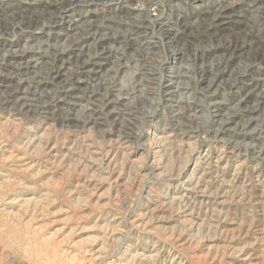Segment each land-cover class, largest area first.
<instances>
[{
    "label": "rangeland",
    "instance_id": "374dc122",
    "mask_svg": "<svg viewBox=\"0 0 264 264\" xmlns=\"http://www.w3.org/2000/svg\"><path fill=\"white\" fill-rule=\"evenodd\" d=\"M157 28L161 37L168 33ZM245 35L238 37L246 47L229 58L228 68H223L227 55L215 61L218 67L213 65L208 77L207 70L186 74L194 87L175 88L173 101L164 91L166 79L179 68L194 71L186 66L201 62L202 53L189 54L187 45L170 48L169 56L176 51L181 58L171 64L164 53L144 52L151 42L137 44V33L125 38L123 51L119 44L113 51L117 56L112 55L122 64L103 80L114 91L96 92L106 103L110 97L122 99L115 115L106 104L91 110L86 94L78 107L56 105L48 98L57 86L47 68L31 84L24 79L36 74L8 68L19 73L4 82L0 100V264H264V139L242 140L232 131L217 141L220 125L209 105L216 97L223 113L239 109L237 102L250 86L215 92L208 86L211 78L212 85H229L246 72L235 70L234 58L250 61L249 51L256 54L263 45L257 44V34ZM87 39L79 44L89 45L85 54L94 58L99 48L92 50ZM60 49L47 51L46 60L54 55L58 63L69 56ZM130 52L133 61L127 64ZM30 53L23 61L32 59ZM110 61L107 69L114 64ZM126 65L134 71L120 74ZM226 70L233 74L219 76ZM46 77L50 80L39 84ZM15 79V85L6 84ZM200 80L207 81L204 88ZM35 91L49 99L44 108L13 105L24 95L34 98ZM253 93L245 102L247 113L236 122L256 117L252 127L262 125L264 138V91Z\"/></svg>",
    "mask_w": 264,
    "mask_h": 264
},
{
    "label": "built area",
    "instance_id": "2783aa9c",
    "mask_svg": "<svg viewBox=\"0 0 264 264\" xmlns=\"http://www.w3.org/2000/svg\"><path fill=\"white\" fill-rule=\"evenodd\" d=\"M146 1L149 2L146 4L148 8L143 6V0H73L74 3L78 4L75 5L76 9H73L74 12L69 18L63 17L62 10L60 17L63 19L59 21V25H51V27L42 30L37 29V27L22 26L20 31L0 35L3 41L8 38L14 41L11 46H0V51H2L0 52V66L3 67L4 64H9L10 60L17 59L16 51H20L26 40H30L29 42L32 44V53H30L32 59H46V51L42 47L45 42L60 43L63 46L70 33V24L77 22L86 26L90 20L95 21L98 25L102 24L104 20L110 23L108 31L110 35L105 37L109 39L103 40L107 47L118 46L125 38L130 40L134 34L140 33L138 34L140 39L133 41L137 44L150 41L149 47L143 51L164 53L162 57H168L171 64H177L181 59L180 54H177L176 51L172 53L173 56H169L171 49L187 45V52L190 53L197 49L195 46L200 47L202 53H206V57L201 62L196 63L195 68H193L194 71H189V74L197 76L196 74L201 71L208 70L204 77H208L212 73V65L218 67V64L212 62L213 57L229 51L226 47L217 46L220 40L231 36L238 37L245 33L254 36L259 33L264 37V13L259 12V8L264 7V0ZM31 2L32 0H7L5 4L0 3V18H6L13 12L26 9ZM48 5L47 9L50 12L59 8L51 2ZM250 20L254 24V30L247 26V22ZM161 24L168 27V33L163 37L156 31L158 25ZM124 26L137 28V30L126 31ZM188 27L194 30H188ZM104 32L107 31L98 33L97 39L102 38L101 34ZM261 36L258 37L257 44L264 46ZM168 40H172L171 46H169ZM86 41L90 43L92 38H88ZM25 59L28 60L29 58ZM129 59L133 60L131 52L128 56L126 55L127 64H130ZM244 60H246L245 57H235L232 65H238L240 61ZM237 62L239 63L237 64ZM124 69L134 71L132 68L123 67L120 74ZM164 72L170 74L167 71L157 70V74H164ZM231 74L226 70L219 76L226 77L231 76ZM262 79H264V61H257L245 73L241 74L239 79L229 85H220L219 90H244L245 87L251 85L248 88L264 91V80L262 81ZM119 81H121L120 78ZM16 83L15 79V81L6 84L15 85ZM197 84L199 88H204L207 81L200 80Z\"/></svg>",
    "mask_w": 264,
    "mask_h": 264
},
{
    "label": "bare ground",
    "instance_id": "6f19581e",
    "mask_svg": "<svg viewBox=\"0 0 264 264\" xmlns=\"http://www.w3.org/2000/svg\"><path fill=\"white\" fill-rule=\"evenodd\" d=\"M50 2L54 6L55 5L59 6V8L50 12V10L47 9V7L49 6L48 4ZM0 3L5 4V3H7V0H0ZM147 3H149V2L146 0H143V4H144L143 6L145 8H148V6L146 5ZM29 5L30 6H28L24 10L16 11V12H14L15 14L12 13L11 15H13V16L11 18H9L11 15H9L8 17L3 18V19L0 18V35H3L4 33H11V32L20 31L22 26L23 27H25V26L37 27V29L42 30L43 28L51 27V25H59V21L61 19H63L62 17H60L62 10H63V17L69 18L72 16V13L74 12L73 9H76L75 5H78V4L74 3L73 0H32L31 4L29 3ZM259 12L264 13V7L259 8ZM40 20H43V22L40 23ZM87 23L88 24L86 26H83L84 24L81 25L80 23H77V22H73L72 24H70V28H69L70 33H69V36H67V34H64L65 36H67V41L64 42L63 46H61L60 43H52L50 41L44 43V45L42 47L46 46V48H43L46 51V55H45L46 57L49 56L48 55L49 53H47V51H49L53 54L57 53L58 52L57 49H59L60 46H61V49H60L61 52L63 51L65 54H69V56L67 58H65V59L61 58L58 63H56L57 57L54 55H51V59L52 58L54 59L52 61L50 59L49 60H46V59L42 60L41 58L39 60H35V59L30 58L29 60L23 61L27 52L32 49V44H31V42H29L30 40H26L25 45L20 48V51H16L17 58H21L20 62L15 63V61H14L15 59H14V60H10L9 64H4L3 67L0 66V100H1V102H2L1 97L3 95L2 94L3 89L5 88V87H3L4 82L6 80H9L10 78H11V80L14 77L16 78V75H18V73H19V72L15 73L11 69L8 70V68H11L15 65L16 67H13V68H16V71H20V70L24 69V72L27 70V72L31 71L34 74H36V76H33L31 78H28V79H24L25 82L31 84V82L36 83L34 79H36L38 73L42 74L43 71L41 70V68L43 67L45 69L46 68L49 69L48 74L53 76L52 81L57 86V88H55L53 90L54 94L49 93L48 98L52 99V101L56 105H58L59 107H62V106H68V108L78 107L81 105L80 103L83 102V100L85 98V94H86L90 99L91 110L97 111L94 108H99L100 105L106 104L105 108H107V106L112 107V110L109 111V113L111 115L112 114L115 115V114L119 113L118 111H116V109H117L116 106H117V104L119 105V103L121 104V102H123L122 99L118 100V98L114 99V98L110 97L109 102L106 103L103 101L104 97H103V100H100V101L96 97L97 91H106V92L114 91V90L109 89V86L106 85L105 83H103L104 76L110 75L109 74L110 71L111 72L113 71L114 73L117 72L119 68L117 70L115 68L117 67L118 64H120V65L122 64L121 59L119 57H117V58L115 57L116 59L115 58L112 59V55L117 56L116 53L113 52L116 50L115 46L113 49L103 47V45H105V44L102 43V39H107L105 37L107 35H110V33L108 32L110 29V23L106 22V20H104L102 22V24H100V25L95 23V21H91V20L88 21ZM247 26L248 27H254V24L250 20L247 22ZM160 28L163 29V31H166V32L168 31V27L165 24H161ZM187 29L188 30H194L193 28H189V27ZM124 30H126V31L128 30L130 32H133V31L137 30V28H128V27L124 26ZM103 31H107V32L102 33L101 34L102 38L97 39L98 33L103 32ZM14 34H16V33H14ZM137 34H140V33H137ZM246 35L242 34L243 39H246ZM257 36L259 37V36H261V34L257 33ZM89 37L92 38L93 48L95 47V45L99 48V50H97V52H95V55L93 56L94 58H91L88 56V54H85V52L89 51V48H85L87 46V44L86 45L85 44H79V43H83L84 39L89 38ZM231 37H227L226 39L220 40L217 43L218 45H220L222 47L228 48L230 53L229 54H222L219 57L214 56L212 59V62L215 63V61L218 60L219 58H225L228 55V58H225L228 61L225 62L226 66H224L223 68L229 67V58H232L235 56V52L237 49H241V48L246 47V45L241 42L242 40L240 38H242V37H235L234 39H232V41H231V39H228ZM136 39H140V37L138 36ZM262 40L264 41V38H262ZM13 42L14 41L10 38H8L6 41H3L0 38V46H6V45L11 46L13 44ZM249 42L251 44H253V41H249ZM246 44H247V42H246ZM257 47L258 48H255L256 54H255V52L253 53L252 50L249 51L248 58L251 59L250 61H249V59L247 60L246 56H240V57H245L246 60L240 61V63L238 64L239 66L235 69L236 71H241L242 69L247 70L251 66V61L257 62V59L261 60L262 58H264V49H260V48H264V46H257ZM93 48H92V50L97 49V48L96 49L95 48L93 49ZM124 48H125V44H121V46L117 47L118 50H122V51ZM196 48L197 49L195 50L194 54L196 56L201 55L202 50H200V47L196 46ZM109 49H111V50H109ZM246 50H249V49H246ZM0 52H2V51H0ZM133 53H134V51H133ZM201 56H202V59H204L206 57V53L205 54L202 53ZM187 58L188 57H186V59ZM110 60L114 64H112L113 66L111 65L112 67L110 66L111 68L107 69V65H109ZM243 62H246V64L240 65ZM126 66H128V65H126ZM136 66L137 65H135V67ZM194 66L190 65V66H186V68L191 67L193 69V68H195ZM211 69H212V67H211ZM37 71H39V72H37ZM52 72H54L53 75H52ZM207 72H208V70H207ZM20 73L23 74V72H20ZM140 73H142V72H140ZM177 73H176L177 74L176 76L168 77L166 79V82H165L164 91L166 92V96H167L168 100H170V101H173V99H174L173 97L175 96V92H176L175 90L176 89H179L180 87H185V88H188L191 90L192 87H194V86H191L190 83L187 80L185 81V79H184L186 74H188V76H189L188 71L184 72L183 68H179ZM23 75H25V74H23ZM111 76L113 77V74ZM61 77H62V79L59 80V78H61ZM57 79H58V81L56 82ZM49 80L50 79L48 77H46L43 80H39L38 82H39V84H42V83H47ZM263 80L264 79H262V81ZM52 81H50V82L52 83ZM212 81H213V79L211 78L210 84L208 86L210 89L208 91L214 90V92H215L217 89H219V86L218 85H212L213 84ZM112 86H113V83H112ZM249 86H251V85H249ZM59 92H61L62 94L57 95ZM253 92H256V90L252 89V88L246 89V91L244 93L245 95L242 98H240L237 102L238 103L237 106L239 109L236 110L237 112H234L232 114H230L228 112H226V113L222 112V108L224 106L223 102H221L218 99L216 100V97L210 100L209 105H210L212 112H213V115L215 117V122L216 123L218 122V124L220 125V129H218L216 135H214V138L216 140L218 139L219 141H221L223 139L222 136H225V134L231 135L232 131L236 132L237 137H240V139H242V140H244L247 137H250L253 140L260 142V141H262V139H264L262 137V131H261L262 125L252 127L257 122L256 117L247 118V120L245 119V121H243L241 123L236 122L237 120L239 121V119L241 120L242 117L244 116V114L247 113V109L250 106H249V104H245V102L250 101L254 97L255 93H253ZM24 93L27 94L26 92H24ZM32 93H34V92H32ZM35 94L38 95L39 93L38 92L36 93V91H35V93L33 94L34 98H30V97H27L24 95V96H22L23 99H19L21 101V103H19V104L13 103V105L20 107V108L34 109L36 111V110H38L39 107L44 108V106H42V105L49 104V101H48L49 99L42 100V97H40V96L37 97ZM42 95H43V93H42ZM36 99H38V101H40V102H35V103L29 102V101H33ZM97 99H98V101H97ZM255 106H258V105L256 104ZM255 106L252 107V109L254 111L256 110ZM102 112H103V110H102ZM234 123L236 124L235 127H230V125L234 124ZM121 136H123V135H121ZM231 141L232 142H230V143L238 144V146H240V147L242 146V143L234 142V140H231ZM244 146L246 147V144H244L243 147ZM255 146H257V145L254 143H251L250 149H251V147L254 148ZM254 149H256V148H254Z\"/></svg>",
    "mask_w": 264,
    "mask_h": 264
}]
</instances>
